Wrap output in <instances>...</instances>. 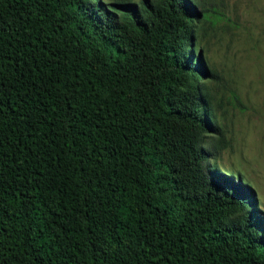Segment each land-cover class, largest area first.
I'll list each match as a JSON object with an SVG mask.
<instances>
[{
    "label": "trees",
    "instance_id": "16d2710c",
    "mask_svg": "<svg viewBox=\"0 0 264 264\" xmlns=\"http://www.w3.org/2000/svg\"><path fill=\"white\" fill-rule=\"evenodd\" d=\"M201 6L0 0V264H264L251 189L208 164Z\"/></svg>",
    "mask_w": 264,
    "mask_h": 264
},
{
    "label": "rangeland",
    "instance_id": "374dc122",
    "mask_svg": "<svg viewBox=\"0 0 264 264\" xmlns=\"http://www.w3.org/2000/svg\"><path fill=\"white\" fill-rule=\"evenodd\" d=\"M201 3L193 44L216 75H203L201 81L227 141L208 164L239 175L264 218V0Z\"/></svg>",
    "mask_w": 264,
    "mask_h": 264
}]
</instances>
